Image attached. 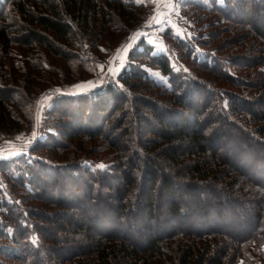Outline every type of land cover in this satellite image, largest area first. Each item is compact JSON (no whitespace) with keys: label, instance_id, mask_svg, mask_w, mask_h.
Returning <instances> with one entry per match:
<instances>
[{"label":"trees","instance_id":"trees-1","mask_svg":"<svg viewBox=\"0 0 264 264\" xmlns=\"http://www.w3.org/2000/svg\"><path fill=\"white\" fill-rule=\"evenodd\" d=\"M174 3L0 0V264H264V0Z\"/></svg>","mask_w":264,"mask_h":264},{"label":"rangeland","instance_id":"rangeland-1","mask_svg":"<svg viewBox=\"0 0 264 264\" xmlns=\"http://www.w3.org/2000/svg\"><path fill=\"white\" fill-rule=\"evenodd\" d=\"M150 1L153 2V0H150ZM155 10H156L155 16L158 14V12L164 14V15H159L158 18H157L161 22L157 23V21H156V23L153 26L146 28L143 32L145 33V35H147V38L149 39V41L152 44H154L158 48L159 51L163 52V51H165V44H164V40L162 39L161 32L164 29H166L169 26H172V27L175 28V31L177 33H179L182 37H185L186 35L190 34V32L188 30V27H187L186 23L184 21H182L179 13L175 10V6H174L173 9H168V8L164 7L163 3H161L159 6H157V4H156ZM165 16H166V20L164 18ZM151 18H152V16H151ZM151 18L149 20L150 24L152 22H154V20H152ZM208 29H210V28H208ZM140 36L141 35L139 34L137 37H135L131 41L130 47L134 44V42L137 41L138 37H140ZM125 62L126 61H124V63ZM116 63H117V60H116L115 64ZM118 65L119 64H117L115 67H117ZM20 86H22V85H20ZM49 99L50 98H48L44 102V105L49 102ZM34 131L36 132V136H35L34 139H32V136H31L33 131L24 130V131L14 135V136H11V137L3 139V140H0V148L5 149L4 151H0V157H3V156H6V157L9 156L10 157L12 155H18L20 153H23L30 146V144H32L36 140V138L38 136L37 131L36 130H34ZM18 136H22L23 138L20 139V140H17L16 138ZM25 140H31V142L28 143L27 145H25ZM126 141L129 142V143H132V139L131 138H129ZM10 145H14L15 146V150H12ZM182 189H185V187H183ZM179 198H180V196H179Z\"/></svg>","mask_w":264,"mask_h":264},{"label":"snow or ice","instance_id":"snow-or-ice-1","mask_svg":"<svg viewBox=\"0 0 264 264\" xmlns=\"http://www.w3.org/2000/svg\"><path fill=\"white\" fill-rule=\"evenodd\" d=\"M133 2L135 3H140V0H133ZM153 2L155 4H157V6H159L161 3H163L165 8L168 9H173L174 8V0H153ZM159 15H164L163 13H159L158 12V16ZM166 20V16L164 17ZM151 19L156 20L157 23H160L161 21L159 19H157V17H152ZM134 37H129L128 41H126L124 44L121 45V47L119 49H117V59L120 60V64L118 67H111V64L113 63L112 61H109V67H108V71H107V75L109 76H115L118 75L120 72V69L124 66V60H123V56L127 53L129 47H130V41L133 39ZM98 67L103 70L104 65H98ZM95 82L94 81H87V82H83L80 85H77V87L79 88H86L88 86H94ZM50 94H45L44 96H42L38 101L37 104L41 107L37 108L36 111V121H37V125H39L40 120H41V113H42V106L44 105V102L49 98ZM32 139L35 138L36 136V132L33 131L32 134ZM22 136H18L16 139L20 140L22 139ZM31 140H25V145H27L28 143H30ZM10 147L12 148V150H15V146L14 145H10ZM5 149L0 148V151H4ZM99 167H103V165H99Z\"/></svg>","mask_w":264,"mask_h":264},{"label":"crops","instance_id":"crops-1","mask_svg":"<svg viewBox=\"0 0 264 264\" xmlns=\"http://www.w3.org/2000/svg\"><path fill=\"white\" fill-rule=\"evenodd\" d=\"M157 18H158V14H157ZM160 18H161V17H160ZM145 29H146V28H144V29L140 30L138 33H136L135 36H134V38L137 37L139 34L142 35V34L144 33L143 31H144ZM141 33H142V34H141ZM144 34H145V33H144ZM134 38H133V39H134ZM127 52H128V51H127ZM126 54H127V53H126ZM126 54H125V56H126Z\"/></svg>","mask_w":264,"mask_h":264},{"label":"built area","instance_id":"built-area-1","mask_svg":"<svg viewBox=\"0 0 264 264\" xmlns=\"http://www.w3.org/2000/svg\"><path fill=\"white\" fill-rule=\"evenodd\" d=\"M112 62H113V63H115V62H116V57H115V59H114V60H112Z\"/></svg>","mask_w":264,"mask_h":264}]
</instances>
